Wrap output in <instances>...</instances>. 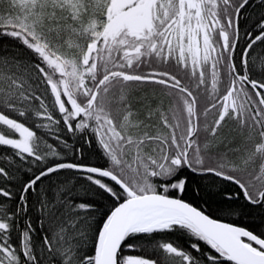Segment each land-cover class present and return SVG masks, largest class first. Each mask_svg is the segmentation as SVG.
Masks as SVG:
<instances>
[{
	"label": "snow or ice",
	"instance_id": "snow-or-ice-1",
	"mask_svg": "<svg viewBox=\"0 0 264 264\" xmlns=\"http://www.w3.org/2000/svg\"><path fill=\"white\" fill-rule=\"evenodd\" d=\"M248 7L0 0V264H264V217L186 199L188 173L212 175L264 208V13L242 33Z\"/></svg>",
	"mask_w": 264,
	"mask_h": 264
},
{
	"label": "trees",
	"instance_id": "trees-1",
	"mask_svg": "<svg viewBox=\"0 0 264 264\" xmlns=\"http://www.w3.org/2000/svg\"><path fill=\"white\" fill-rule=\"evenodd\" d=\"M264 13V8L260 7L258 0H250V7L246 9L240 20L241 32H247L252 25L258 20L261 14ZM260 48H256L253 56L259 54ZM66 138L69 139V143H73V139L70 135L65 134ZM85 155L93 163H98L95 154L92 149H88L85 145ZM2 151V150H0ZM26 171V168H25ZM28 176L31 173L27 174ZM189 176V188L186 195V199L193 203H199L203 209L210 213L213 218H219L227 222H234L240 225L252 226L258 224L262 217H264V208L259 205L248 204L241 194L239 197H235V193L239 192V189L228 182L222 181L220 178L214 177L212 175L199 176L192 173H188ZM20 181L27 179L24 172L19 174ZM19 185L17 184V187ZM199 187L200 192L197 194L194 190ZM232 193L234 199L231 201H225L224 194ZM207 201L205 204L204 202ZM231 208L234 211H222V209ZM35 220V217L33 216ZM21 226H23V221H21ZM40 233L37 231L36 239H39ZM169 239H176V237H169ZM129 254H140V253H129Z\"/></svg>",
	"mask_w": 264,
	"mask_h": 264
},
{
	"label": "water",
	"instance_id": "water-1",
	"mask_svg": "<svg viewBox=\"0 0 264 264\" xmlns=\"http://www.w3.org/2000/svg\"><path fill=\"white\" fill-rule=\"evenodd\" d=\"M227 222V221H226Z\"/></svg>",
	"mask_w": 264,
	"mask_h": 264
}]
</instances>
